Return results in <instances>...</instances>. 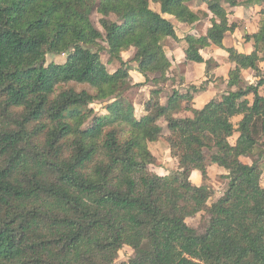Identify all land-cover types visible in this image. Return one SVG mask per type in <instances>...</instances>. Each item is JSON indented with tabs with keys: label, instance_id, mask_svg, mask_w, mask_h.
<instances>
[{
	"label": "trees",
	"instance_id": "1",
	"mask_svg": "<svg viewBox=\"0 0 264 264\" xmlns=\"http://www.w3.org/2000/svg\"><path fill=\"white\" fill-rule=\"evenodd\" d=\"M194 1L0 0V264H264V166L255 158L264 151V23L247 36L254 50L241 53L224 45L237 23L223 0H198L207 10ZM169 17L210 25L182 38ZM168 38L186 42L189 62L209 64L203 51L224 49L235 64L232 89L202 109L189 103L190 90L163 104L154 89L140 112L125 95L134 85L122 53L134 48L146 81L166 82L178 73ZM48 53L66 61L47 64ZM244 69L257 71L256 84L244 83ZM98 100L107 113H96ZM161 119L179 162L170 174L150 148ZM210 165L228 172V184L208 205L209 187L192 174L205 181ZM201 212L209 214L203 232L187 222ZM124 246L134 256L118 263Z\"/></svg>",
	"mask_w": 264,
	"mask_h": 264
},
{
	"label": "rangeland",
	"instance_id": "2",
	"mask_svg": "<svg viewBox=\"0 0 264 264\" xmlns=\"http://www.w3.org/2000/svg\"><path fill=\"white\" fill-rule=\"evenodd\" d=\"M223 2H225V0H223ZM200 6L205 5L199 4L198 0L192 2L193 9L196 10ZM151 7L158 9L159 6L152 3ZM100 18L101 15L97 11H94L91 15L93 23L99 29H102L99 21ZM112 18L114 19L113 16ZM169 18L176 24L178 35L182 38L195 28L196 31L202 33V30L206 24V20H208L207 18L202 19L201 21L197 22L198 24L195 23L194 26V24L183 25L178 23L174 18ZM164 42L166 51L172 57V61H174L172 62V69H176L178 72L177 74L175 73V77L172 76L171 79L166 82H153L152 79L155 77L154 74H151L149 81H146V78L143 74L136 72L137 64L131 61L135 54L134 48L122 53L123 58L126 61H130V65L132 67L130 74L132 83L134 85L125 95L130 98V100L140 112L144 110L145 103H147V101L151 98V92L154 89H161L159 98L160 102L163 104L167 103L169 97L174 91L187 93L190 90L193 93V101H190L189 103H191V105L194 104L195 107H197V105H202L206 101L208 102L211 98H220L224 92L230 90V87L225 84L224 80V77L228 74V65H226L223 60L220 61V63H217L218 61L216 62L214 57L210 56V50H204L203 54L206 59H210L211 63H202L200 65H196L194 63H190L186 60V58H184L185 47L183 39L178 41L173 38H168ZM232 42H234V38L229 36L226 40L227 45L232 44ZM102 44L107 47L106 43L102 42ZM66 57V54L48 53L46 57V63H64L66 61ZM101 58L102 61L107 65L110 72H114L116 70L117 67L113 64H110L108 61L109 53L107 49L101 52ZM260 73H262L261 69ZM176 76L178 78H176ZM242 78L246 84L256 83L258 81L257 71H249L242 75ZM71 85L75 86L78 90L87 88L90 91H93L88 85L85 84L71 83ZM194 87H196L197 90H194ZM209 88H211V90H209ZM205 91L206 93H204ZM91 105L95 108L97 114L107 113L105 109L107 101L98 100ZM159 123L163 126L162 137L158 141L150 143V148L153 155L155 156V164L157 165L159 171L163 174L174 173L178 170L179 162L178 159L171 153L169 143L166 140V137L169 134L167 122L164 119H161ZM261 143L264 145V138L262 139ZM220 169L221 168L216 165H210L208 169V179L205 181L202 180L200 173H195L192 176V179L198 185L206 184L209 187L211 191V197L208 201V205H211L220 196H222L225 189L227 188L228 179L223 176L225 174H223ZM222 171L228 173L225 170ZM261 179L262 184L264 185V172ZM208 220L209 214L207 212H201L194 217L188 218L187 222L199 232H203L207 227ZM132 256H134V250L129 246H124L119 252L117 262L119 263L122 261H127Z\"/></svg>",
	"mask_w": 264,
	"mask_h": 264
},
{
	"label": "crops",
	"instance_id": "3",
	"mask_svg": "<svg viewBox=\"0 0 264 264\" xmlns=\"http://www.w3.org/2000/svg\"><path fill=\"white\" fill-rule=\"evenodd\" d=\"M237 1H239L242 4L231 5L226 0H225V2H223L224 7L228 11L229 22L230 23H233V22L237 23L236 29L233 31H229L226 34V37L224 39V45L227 47H234L241 53L249 54L254 50V43L252 40H247L246 37L248 35H253L254 33L258 32L260 27L264 23V12H263L264 11V0H261V1L260 0H254V1L253 0H237ZM200 8L207 10L206 5L200 6L196 10H198ZM211 16H212V14L210 15V17ZM209 25H210V21L208 19V20H206V24L202 30L203 31L202 33H199L198 31H196V28L190 32L191 33H197L199 35L206 34V31H207V28ZM194 26H195V24H194ZM229 36L234 38V42H232V44L227 45L226 40ZM183 43H184V47L186 48V46H187L186 42L183 41ZM208 50H210V56H213L214 60L216 62L218 61L217 63H220V61L223 60V62H225L226 65H228V69H229L228 74L224 77L225 84L228 86L229 71L231 68L235 67V64L228 60V54L226 53V51L224 49H221L217 46H211L208 48ZM167 54L171 58V60H173L168 52H167ZM184 58H186L185 52H184ZM172 62H174V61H172ZM190 63H194L196 65L202 64V63H195V62H190ZM260 69L262 70L261 74H264V61L260 62ZM249 71L251 72V71H253V69H244L242 71V75H244L245 73H247ZM136 72H138V71L136 70ZM256 83H250V84H256ZM229 89H232V88L230 87ZM209 90H211V88H209ZM260 91L262 94H264V86H262L260 88ZM204 93H206V91ZM249 98L251 101L253 100L252 95L249 96ZM206 103H207V101L204 102L202 105H197L196 108L202 109ZM242 118H243V115L241 114V115H237V116L233 117L232 120L237 125L238 122H240ZM237 137H238V134H236V136L232 139L233 143L236 141ZM261 146L264 150V145H262V143H261ZM255 158L258 160V162L262 163L264 166V151L260 155L257 154L255 156ZM220 170L222 173H226V172L222 171L224 169L221 168ZM195 173L198 174L199 172L194 171L193 174H195ZM193 174H192V176H193ZM261 183H262V181H261Z\"/></svg>",
	"mask_w": 264,
	"mask_h": 264
}]
</instances>
